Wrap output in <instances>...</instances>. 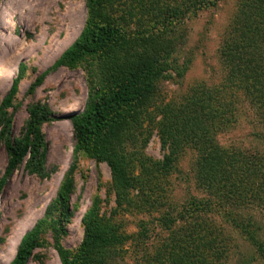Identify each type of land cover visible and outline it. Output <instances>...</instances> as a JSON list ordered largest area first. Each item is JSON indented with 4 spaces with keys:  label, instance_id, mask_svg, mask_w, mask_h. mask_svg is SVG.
I'll use <instances>...</instances> for the list:
<instances>
[{
    "label": "rangeland",
    "instance_id": "374dc122",
    "mask_svg": "<svg viewBox=\"0 0 264 264\" xmlns=\"http://www.w3.org/2000/svg\"><path fill=\"white\" fill-rule=\"evenodd\" d=\"M155 1L111 0L108 14L127 32L128 46L144 32L156 34L152 29L160 26L161 17ZM157 2L169 8L178 0ZM214 2L176 20L175 63H185L186 71L164 74L149 92L146 109L115 136V148L131 162L125 169L128 181L122 183L107 160L76 151L71 115L88 98L87 64L47 71L81 35L87 0H0V106L20 75L11 104L0 108V178L10 158L7 141L15 145L23 136L32 110L40 119L43 146L38 152H44L28 153L0 193V264L11 262L27 233V264H63L61 250L74 258L91 211L119 237L116 246L99 256L109 264H154L178 243L177 256L188 255L195 264H264V43L251 47L242 36L229 38L239 0ZM227 43L224 57L231 59L234 76L225 82L220 55ZM238 56L240 61H233ZM101 61L112 65L109 56ZM199 97L204 100L202 113L206 103L211 107L206 109L210 120L235 107L234 114L217 119L225 125L218 123L221 127L208 137L215 149L229 155L228 177L236 180L239 191L231 189L226 196L208 188L197 145L182 148L174 169L162 164L170 154L159 132L163 117L171 113L178 126V111L196 108ZM141 154V161L133 157ZM38 159L43 164L36 171ZM142 163L151 170L148 177ZM141 183L150 187L148 197L140 194ZM68 184L63 207L60 194ZM200 200L210 203L201 209Z\"/></svg>",
    "mask_w": 264,
    "mask_h": 264
},
{
    "label": "trees",
    "instance_id": "16d2710c",
    "mask_svg": "<svg viewBox=\"0 0 264 264\" xmlns=\"http://www.w3.org/2000/svg\"><path fill=\"white\" fill-rule=\"evenodd\" d=\"M144 1L149 3L155 0ZM214 1L178 0L175 2L174 0L175 3L171 7L168 5L169 8H165L156 0L154 5L158 11L157 15L161 17L160 26L152 29L156 31V34L149 36L148 32H144L141 36L132 38V45L128 46L127 32L122 25H116L115 18L108 14L111 0H87V19L81 35L62 52L47 70L61 66L75 67L79 64H87L85 70L89 77L88 98L85 107L71 115L76 138V151L83 150L98 160H107L113 175L122 183L128 181L125 169L130 168L128 163L131 162H128L124 154L115 148V136L127 129L130 122L134 121L133 118L135 116L138 118L139 114L146 109L149 92L156 82L164 77V74L166 77L168 75L170 77L171 69L179 70L181 73L186 71L185 63L181 67L175 63L177 58L174 56V50L178 39L176 30L174 32L176 20H183V17L193 8L196 11L208 8L215 3ZM228 34L229 38L239 39L242 36L243 39L244 37L243 40L247 39V44L251 47H257L264 43V0H239V10ZM227 49L228 43L225 45V53L220 55L226 72L225 82L234 76L231 59L224 57V55H228ZM108 56L112 59L111 66L103 64L101 61L102 58H108ZM236 60L240 61V56L233 61ZM88 62L91 63L88 64ZM252 63L254 60L250 61V64ZM243 69L244 66H241L238 72ZM253 71L254 69H252ZM43 77V75L40 76L38 82H41ZM19 79L20 75L14 79L0 108H6L11 104L17 91ZM203 85H198L199 90L204 88ZM205 92L207 96H210L209 88ZM199 100L200 103L196 108L187 107L184 113H181L182 110L178 111L176 115L180 122L178 126L174 127L171 113L167 114V118L163 117L159 132L163 143L168 146L170 154L165 156V161L162 164L174 169L176 165L174 161L177 160L176 156L180 154L182 148L189 143L192 146L197 145L201 152L200 171L204 174L208 188L222 191L226 196L231 189L239 191L235 185L236 180L232 182L228 177L230 175V168L227 165L229 155L221 148V150L215 149L208 137L211 138L212 132L221 127L218 123L222 122H217V119L226 118L229 110H223L220 114L215 113L216 116L210 120L207 117L208 110H206L211 108L210 105L206 103L202 113L204 100L200 97ZM223 101L226 99L224 98ZM230 111L234 114L235 107ZM200 123L203 127L199 126ZM39 124V116L36 110H32L23 136L15 145H11L7 141L10 158L5 173L0 178V193L15 168L28 153H32L33 156L44 153L38 152L43 146ZM224 125L222 123V126ZM143 133L140 131V134ZM133 157H138L141 161L145 155ZM123 159H125V164H123ZM42 164L43 161L38 159L33 168L39 171ZM141 166L148 177L151 174L148 164L142 163ZM133 178L138 181L137 177ZM129 180L131 182V179ZM252 181L254 184H258L257 181ZM141 182H146V180L141 179ZM130 185L134 186L135 182L132 181ZM69 187L70 184L63 187L60 194L63 207L67 202L66 194L63 192L69 190ZM137 188L141 195L148 197L147 190H150V187L147 183H141ZM209 203L210 200H200L198 205L202 209L206 208ZM84 222L86 234L78 253L74 258H71L69 252L61 250L62 263L109 264L104 257L99 258V256L107 248L116 246L120 242L119 237L112 228L111 231L108 230L109 225H105L95 211L87 214ZM195 237H198V233ZM29 239L30 233L25 234L9 264H27L31 252ZM178 245L179 243L171 248L168 254L157 258L154 264H177L180 260L186 264H195V261L188 255L177 256Z\"/></svg>",
    "mask_w": 264,
    "mask_h": 264
},
{
    "label": "bare ground",
    "instance_id": "6f19581e",
    "mask_svg": "<svg viewBox=\"0 0 264 264\" xmlns=\"http://www.w3.org/2000/svg\"><path fill=\"white\" fill-rule=\"evenodd\" d=\"M12 74V73H11Z\"/></svg>",
    "mask_w": 264,
    "mask_h": 264
}]
</instances>
